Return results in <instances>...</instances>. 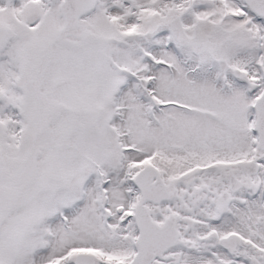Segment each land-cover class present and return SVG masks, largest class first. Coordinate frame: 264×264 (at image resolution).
I'll return each mask as SVG.
<instances>
[{
	"label": "snow or ice",
	"instance_id": "obj_1",
	"mask_svg": "<svg viewBox=\"0 0 264 264\" xmlns=\"http://www.w3.org/2000/svg\"><path fill=\"white\" fill-rule=\"evenodd\" d=\"M0 264H264V0H0Z\"/></svg>",
	"mask_w": 264,
	"mask_h": 264
}]
</instances>
